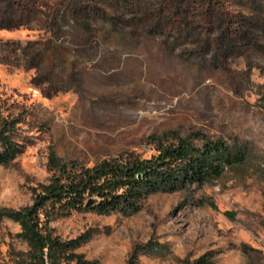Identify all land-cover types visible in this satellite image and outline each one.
Returning a JSON list of instances; mask_svg holds the SVG:
<instances>
[{"label": "rangeland", "instance_id": "rangeland-1", "mask_svg": "<svg viewBox=\"0 0 264 264\" xmlns=\"http://www.w3.org/2000/svg\"><path fill=\"white\" fill-rule=\"evenodd\" d=\"M3 117L25 149L0 164L1 209L34 203L52 150L92 165L175 132L237 145L213 183L50 226L94 264H264V0H0ZM19 231L0 219V264L26 249Z\"/></svg>", "mask_w": 264, "mask_h": 264}, {"label": "trees", "instance_id": "trees-1", "mask_svg": "<svg viewBox=\"0 0 264 264\" xmlns=\"http://www.w3.org/2000/svg\"><path fill=\"white\" fill-rule=\"evenodd\" d=\"M18 119H0V164H10L25 149L15 138ZM153 153L126 150L103 157L92 165L49 154L51 176L33 187L34 203L21 209H1L0 219L20 225L17 236L25 250L13 251L16 264H94L75 253L79 239L63 240L50 222L71 211L98 214L135 213L149 194L172 192L213 183L227 167L240 164L245 155L237 145L195 131L151 136ZM92 200L90 205L87 203ZM134 253L128 264H136ZM183 264H213L207 254Z\"/></svg>", "mask_w": 264, "mask_h": 264}, {"label": "water", "instance_id": "water-1", "mask_svg": "<svg viewBox=\"0 0 264 264\" xmlns=\"http://www.w3.org/2000/svg\"><path fill=\"white\" fill-rule=\"evenodd\" d=\"M92 203V200H90L88 203H87V205H90Z\"/></svg>", "mask_w": 264, "mask_h": 264}]
</instances>
